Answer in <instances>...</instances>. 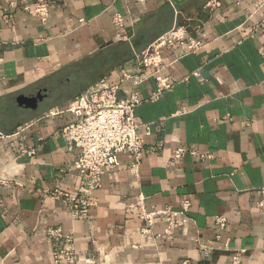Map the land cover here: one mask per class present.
<instances>
[{
  "label": "crops",
  "instance_id": "1",
  "mask_svg": "<svg viewBox=\"0 0 264 264\" xmlns=\"http://www.w3.org/2000/svg\"><path fill=\"white\" fill-rule=\"evenodd\" d=\"M34 1L0 0V264H57L48 228L72 235L78 264H234L241 249L238 264H264V0H48L45 22L24 10ZM175 26L203 46L163 48L161 75L175 83L152 98L159 83L137 72L135 54ZM101 79L121 99L139 96L134 117L149 133L139 132V176L119 154L77 217L52 195L80 186L61 128ZM39 91L35 108L18 103ZM180 148L195 153L175 158ZM139 197L147 210L189 199L186 222L167 235L158 216L142 233ZM208 242L217 248L203 256Z\"/></svg>",
  "mask_w": 264,
  "mask_h": 264
},
{
  "label": "built area",
  "instance_id": "2",
  "mask_svg": "<svg viewBox=\"0 0 264 264\" xmlns=\"http://www.w3.org/2000/svg\"><path fill=\"white\" fill-rule=\"evenodd\" d=\"M166 1L173 7L175 6L174 0ZM217 4V0H210L207 3L208 6ZM24 10L32 11L41 22H45L49 15L48 0L24 3ZM114 23L119 28H124V21L120 15H115ZM257 27L264 30L263 23ZM175 46L181 48L180 55H184L201 48L203 42L188 37L183 26H175L135 54L137 72L141 68L151 69L148 77L153 76L159 83V88L152 94V98L158 97L162 91L170 89L175 83L174 79L170 80L161 75V71L165 68L163 48ZM124 78H133L134 84L142 81L138 75L131 76L127 73H124ZM118 88V85H112L101 79L89 86L85 94L76 97L66 108L74 119L64 125L61 132L78 149L76 157L72 160V166L78 171L80 186L75 194L54 190L52 195L57 199L65 200L77 217L85 214L84 201L88 193L101 186L103 169L113 168L120 164L119 154L125 153L132 157L129 170L134 176H139V165L144 148L139 132L141 128H144L148 134L149 129L147 124L136 122L134 117V108L140 102L139 96L132 93L128 99H121L118 96ZM25 152L32 154L33 150L27 149ZM186 152L195 153L193 150L180 148L175 152V158H179ZM201 156L204 155L201 154ZM132 206L140 210V219L146 225L142 233L150 234L154 219L163 216L166 221L164 233L170 235L186 222L190 200H182L179 208L175 210L171 208L147 210L143 204V197H139L137 203L131 204ZM258 206L263 208L264 202L260 201ZM219 223L223 227V220H219ZM46 235L55 244L53 250L55 263L78 264V258L72 247L71 234L64 233L60 228H48ZM200 247L203 256H207L217 248L211 242L202 243ZM224 248L227 249L226 246ZM243 252L244 250L241 249L235 253L234 264L239 263Z\"/></svg>",
  "mask_w": 264,
  "mask_h": 264
},
{
  "label": "water",
  "instance_id": "3",
  "mask_svg": "<svg viewBox=\"0 0 264 264\" xmlns=\"http://www.w3.org/2000/svg\"><path fill=\"white\" fill-rule=\"evenodd\" d=\"M183 1L185 0H174L175 3H181ZM42 99L43 95L39 91L36 95L33 96L26 97L24 95H21L17 101L20 105H24L25 107L35 108L37 106V102L41 101Z\"/></svg>",
  "mask_w": 264,
  "mask_h": 264
},
{
  "label": "rangeland",
  "instance_id": "4",
  "mask_svg": "<svg viewBox=\"0 0 264 264\" xmlns=\"http://www.w3.org/2000/svg\"><path fill=\"white\" fill-rule=\"evenodd\" d=\"M73 90H74V88L73 87H71ZM72 89H71V91H72ZM70 92V91H69Z\"/></svg>",
  "mask_w": 264,
  "mask_h": 264
}]
</instances>
